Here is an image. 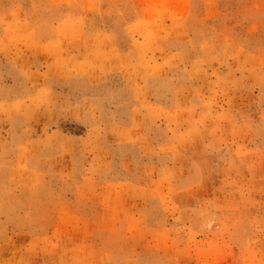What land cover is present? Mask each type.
<instances>
[{"label": "rangeland", "instance_id": "obj_1", "mask_svg": "<svg viewBox=\"0 0 264 264\" xmlns=\"http://www.w3.org/2000/svg\"><path fill=\"white\" fill-rule=\"evenodd\" d=\"M0 264H264V0H0Z\"/></svg>", "mask_w": 264, "mask_h": 264}]
</instances>
